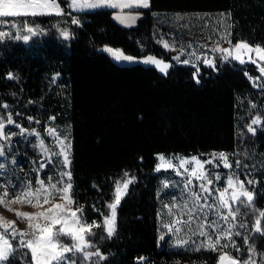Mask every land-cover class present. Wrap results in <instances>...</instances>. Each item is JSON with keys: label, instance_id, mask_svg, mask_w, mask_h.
Returning <instances> with one entry per match:
<instances>
[{"label": "trees", "instance_id": "obj_1", "mask_svg": "<svg viewBox=\"0 0 264 264\" xmlns=\"http://www.w3.org/2000/svg\"><path fill=\"white\" fill-rule=\"evenodd\" d=\"M61 2L62 14L24 17L39 29L30 41L0 39V113L11 114L26 130L52 124L69 131L71 196L88 223L103 225L116 182L125 173L134 176L117 208L114 234L107 236L102 226L88 237L95 245L89 250L105 257L94 256L95 264H217L223 249L172 248L161 238L158 155H229L239 161L242 176L254 181L252 207L264 211V81L256 79L258 66L218 60L215 67L202 65L197 79L192 65L174 63L165 74L153 65L119 64L103 48L169 59L155 37V12H226L233 43L264 46V0H150L132 26L114 19V9L74 13L68 0ZM256 118L260 123L249 131ZM19 154L28 159L34 150L25 147ZM240 209L236 247L247 256L251 244L262 256L257 216ZM25 253L7 263L32 264ZM72 259L86 264L82 254Z\"/></svg>", "mask_w": 264, "mask_h": 264}, {"label": "rangeland", "instance_id": "obj_2", "mask_svg": "<svg viewBox=\"0 0 264 264\" xmlns=\"http://www.w3.org/2000/svg\"><path fill=\"white\" fill-rule=\"evenodd\" d=\"M69 4L71 0H68ZM59 7L62 9V13L64 11V6L61 0H58ZM98 8H110L114 9L113 17L118 14H132L137 16L135 23L131 24L135 25L138 19L142 16V13L139 9L144 7H132V8H113L107 4L98 6L96 8H87V7H71L72 12H85V11H94ZM45 15H57L55 13L45 14ZM30 16V15H29ZM29 16H21V17H8V18H0V21H3V26H0V31H4L9 33L7 36H13L15 39L17 36L28 35L29 40L32 37L39 34L38 27L29 24V21L24 17ZM42 16V15H36ZM77 19L76 17H74ZM153 18L155 22V33L156 40L163 46L166 42L168 44V48L166 51L169 53L170 58L165 59L163 57L154 56L157 59H162L164 62L171 64L174 63H183L184 60H188V65H192L195 68V76L197 79L199 75L202 73L201 66L206 65L209 67H215L218 60L225 61L223 59L224 55L227 53H222L219 50L213 51V49L219 48H232L233 43L230 39V17L226 12H191V13H179V12H162L153 13ZM117 20V19H116ZM120 22L119 20H117ZM121 23V22H120ZM125 26H129L128 24L121 23ZM22 25V26H21ZM28 29H32V31H28ZM3 37V38H5ZM2 39V38H0ZM22 40V39H18ZM24 41V40H22ZM25 41V42H28ZM231 41V43H229ZM250 44V43H249ZM252 45V44H251ZM110 47H104L106 50ZM119 49V48H113ZM121 50V49H120ZM109 53V52H108ZM126 54V53H124ZM129 55V54H126ZM253 58L255 57V53L251 54ZM112 56V55H111ZM136 59L133 61H118L113 56V60L119 64H136L141 63L145 65H153L150 63H144L143 57L133 56ZM179 57V59H174ZM205 60L213 61L214 66H210L205 63ZM229 60H234L231 57ZM157 67L156 65H153ZM158 68V67H157ZM171 67L168 68V70ZM159 69V68H158ZM167 70V72H168ZM261 75V74H260ZM264 81V78H261ZM11 116L9 113H0V118H4V123L7 124V127L4 130V136L7 137L4 140L0 137V164L3 165V168H0V186H7L8 191V200L13 198L14 193H20L24 190H27V187L30 186L33 191H35L38 187H40L39 181H44V187L49 188L51 191L50 185L57 184V181H60L57 184V187H62L68 181L67 177H62L61 174L70 171V165H65L63 163V155L60 153L61 146L57 143V136L61 140H64L66 137V143H70L71 147L68 149L69 159L71 161V152H72V138L69 134V131L66 128H57L52 124H48L44 130H26L19 123H16L12 116L11 119L14 123H7V117ZM257 119V118H256ZM255 119V120H256ZM259 121H261L259 119ZM260 123V122H259ZM253 125L252 128L256 129V125ZM49 128H54L56 130V135H51L47 131ZM41 141H43V148L41 147ZM31 148L34 150L33 155H29L28 159H19V152L25 148ZM46 150V151H45ZM217 152H212L206 157L201 156H183V155H171L167 156L164 154L158 155V165L164 164L163 167H160L158 170L161 171L160 176V219H161V236L166 238V242L168 241L169 245L173 248L176 247H184V248H192L198 249L201 248V241L205 240V237H201L199 232L201 230H206L211 233H215L218 228H228L231 224L236 225V220H222L221 214L227 215L226 209H221L219 205V201L217 200L218 192H214L213 194L207 195V203L214 204L212 209L203 208L202 210H196L192 213L194 219L189 222V214L187 209L194 208V201L191 197V192H199V185L204 183L205 181H201L196 178L190 177L189 173L192 167L195 165L193 163H189L188 165H180V159H188L191 161V157H197L201 161H212V163H205L203 166V171L207 174L208 179H213L214 183L210 187L213 189L223 190L224 187L227 186V177L233 176L235 179L242 180L245 182V187L248 191H252V187L254 186V181L252 178L247 175V177H243L240 171V163L239 167L236 162H233L231 158L228 156V162L232 165L231 168L224 167L223 161L216 156L213 159V154ZM163 155L165 158V162L170 161L174 167H167L165 162L160 160V156ZM43 165V167H42ZM219 165V166H217ZM188 168V172H185L184 169ZM219 176L220 179H215V177ZM51 178V179H49ZM125 179H132V183L135 181L134 176H131L127 173V176H123L119 179L118 182H122ZM188 179H191L192 186L190 188H185V184ZM247 181H253L252 184H248ZM131 183V184H132ZM129 184V187L130 185ZM15 186V187H13ZM128 187V189H129ZM128 191V190H127ZM231 192V189L229 190ZM201 195H205L201 193ZM73 199V198H72ZM42 203V201H41ZM62 203L66 205L65 201H63L59 194H54L49 204H44L43 207H36L35 200H33V204L27 203H9L7 208H11L13 211L6 210L5 206L0 205V216H3L6 221H14L15 227L19 230L28 231V221L26 219L19 218L15 212H26V213H37L39 211H43L46 208L50 207L53 204ZM237 207L236 203L233 202V209ZM71 208L75 210L77 207L75 204L71 205ZM241 208V207H240ZM241 209H239L240 211ZM239 214V213H238ZM237 214V216H238ZM110 215V211L109 214ZM107 215V216H108ZM177 220L181 221L177 223ZM207 220L209 225L215 224L216 227L204 228L200 227L204 221ZM36 221L34 220L33 223ZM172 225L173 229H179V231H170L167 227L168 225ZM116 226V224H115ZM95 228V227H94ZM93 228V229H94ZM236 227L233 229V237L232 241H222L221 243H231L234 241L236 245ZM11 242L13 243V247H15L16 242L9 237ZM187 240V244L177 245V240ZM61 243H69L67 238H63ZM227 248L234 249L229 246ZM227 248L223 249L222 252H228L229 255L238 258L243 264V261L248 258L247 256H243L241 254V250L239 249L238 256L233 255L230 251H226ZM235 248V249H236ZM27 249H23L25 251ZM225 250V251H224ZM88 251L89 248H88ZM78 252L68 253L66 254L70 260H73V255L75 256ZM81 254V253H79ZM240 255L244 258H240ZM95 256V255H94ZM92 256L90 259L85 260L86 264H95L96 258ZM253 260L256 261V264H264V255L259 256L258 254H253ZM8 261V260H7ZM6 261V264H8ZM76 264V263H75ZM218 264V262H217Z\"/></svg>", "mask_w": 264, "mask_h": 264}, {"label": "snow or ice", "instance_id": "obj_3", "mask_svg": "<svg viewBox=\"0 0 264 264\" xmlns=\"http://www.w3.org/2000/svg\"><path fill=\"white\" fill-rule=\"evenodd\" d=\"M109 5L113 8H132V7H144L147 8L150 6V0H71V3L68 5L71 7H87V8H96L101 5ZM55 13L57 15L62 14V9L59 7L58 0H0V18L8 17H21V16H36V15H45ZM121 23L128 24L129 26L135 23L138 18L132 14H118L115 17ZM72 23H79L77 20H73ZM0 26H3V21H0ZM22 26V25H21ZM32 31V29H28ZM9 35L4 31H0V38ZM62 35L65 38H68L70 33L68 31H63ZM16 39H22L24 41L29 40L28 35L17 36ZM231 43V41H229ZM165 48H168V44L165 42L163 45ZM219 50L222 53H227L223 56L225 61L232 59L238 61L240 64L252 63L258 66V71L261 74L256 79L259 80L264 78V46L261 45H251L245 41H237L232 48H219L213 49V51ZM109 52L116 60L118 61H133L136 58L124 54L120 49L107 48ZM255 53V57L251 55ZM174 59H179L176 57ZM144 63H150L156 65L161 72L167 73L171 64L164 62L162 59H157L154 56H145L143 58ZM205 63L210 66H214L213 61L205 60ZM183 63H189L188 60H184ZM247 75V73H245ZM9 78L12 77L9 74ZM251 78V77H250ZM264 87V85H261ZM7 107V105H3ZM7 123L12 124L14 121L11 119V116H8ZM31 119V118H29ZM50 119H55V117H50ZM259 118L252 121V124L255 125L259 123ZM5 128L4 118H0V134H2L3 129ZM49 134L56 135V130L54 128L47 129ZM249 131H255L254 128L249 126ZM7 138V137H5ZM64 140H61L57 136V143L60 144L61 150L58 155H63V163L65 165H70L71 161L68 155V149H70V143H66ZM41 147L43 148V141H41ZM46 151V150H45ZM2 154V153H0ZM218 156L224 164V167L231 168L232 165L228 162V156L223 153L213 154V159ZM160 160L165 162L163 155L160 156ZM193 163L195 166L190 170V177L205 181L199 185V192H191L190 195L194 201V208L187 209L189 214V222L194 219L192 213L196 210H202L203 208L212 209L214 204L207 203V195L218 192L217 200L219 201V207L221 209L227 210V215L221 214L222 220H232L235 221L240 207L249 209L252 213L256 214L257 218L254 221V231L257 233L264 234V230L261 229V219L264 218V211H257L252 207L254 202V192L248 191L245 187V182L242 180L235 179L233 176L227 177V186L223 190L213 189L210 187L213 185V179H208L207 174L203 171V166L205 163H212V161H201L197 157H191V161L188 159H180V165H188ZM167 167H174V165L167 161L165 162ZM239 167V161L236 162ZM164 164L158 165L157 168L163 167ZM219 166V165H217ZM43 167V165H42ZM0 168H3V165L0 164ZM185 172H188V168L184 169ZM71 171H66L61 174L62 177H67L68 181L62 187H57V184L60 181H57V184H51L49 188L44 187V181H39L40 187L35 191L31 189L30 186L27 187V190H24L20 193H14L13 198L8 200V191L7 186H0V205L5 206L6 210L13 211L11 208H7L9 203H27L33 204L35 200L36 207H43L44 204H49L54 194H59L61 199L65 201V204L56 203L46 208L43 211L37 213H26L16 211L15 214L21 218L28 221V231L19 230L15 227L14 221H6L3 216H0V264H6V261L10 257L14 256L17 252H20L23 249H27L26 255L29 256L32 264H75L74 260H70L66 255L68 253L78 252L82 254L84 260L90 259L92 256H97L101 260L105 257L97 249L96 251H88V248H94L95 245L88 239L90 236H95L92 230L93 228L104 227V230L107 236L111 237L116 228V216L117 208L121 203V200L124 196L127 195V190L129 184L132 183V179H125L122 182H116L114 199L111 203L107 205L110 210V215L105 216L103 219V225L93 221L88 223L86 219L83 218V210L80 207H77L75 210L71 208V205L75 203L71 196L72 183H71ZM127 176V173H125ZM51 179V178H49ZM215 179H220L219 176ZM248 184H252L253 181H247ZM192 186L191 179H188L185 184V188H190ZM15 187V186H13ZM231 189V192L229 190ZM204 193L205 195H201ZM42 201V203H41ZM233 202L236 203L237 207L233 209ZM36 221L33 223V221ZM181 221L177 220V223ZM170 231H179V229H173L172 225L167 226ZM202 229L216 227L215 224L209 225L207 220L200 225ZM236 227L235 224H231L228 228H218L215 233H211L206 230H201L199 235L205 237L206 239L201 241V248H207L208 250L217 251L220 248H227L229 246L236 248L235 242L233 241L231 245L228 243H221L222 241H232L233 229ZM241 228H244L245 225L241 224ZM240 235V233H236ZM12 238L16 242L15 247L9 239ZM63 238H67L69 243H61ZM163 238V237H161ZM247 243V239L245 238ZM187 240H177V245L187 244ZM239 251L238 248H236ZM248 258L243 261V264H256V261L253 260L252 256L254 254V249L251 244L248 247ZM218 264H241V261L238 258H235L229 255L228 252H220L218 256Z\"/></svg>", "mask_w": 264, "mask_h": 264}, {"label": "water", "instance_id": "obj_4", "mask_svg": "<svg viewBox=\"0 0 264 264\" xmlns=\"http://www.w3.org/2000/svg\"><path fill=\"white\" fill-rule=\"evenodd\" d=\"M7 127V124L5 123V128ZM5 128L3 129V132H2V134H0V137H1V139H5V136H4V130H5Z\"/></svg>", "mask_w": 264, "mask_h": 264}]
</instances>
